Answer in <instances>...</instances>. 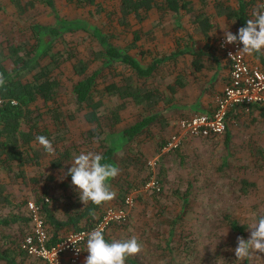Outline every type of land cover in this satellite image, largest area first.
Instances as JSON below:
<instances>
[{"label":"rangeland","instance_id":"1","mask_svg":"<svg viewBox=\"0 0 264 264\" xmlns=\"http://www.w3.org/2000/svg\"><path fill=\"white\" fill-rule=\"evenodd\" d=\"M55 6L61 17L88 18L96 23L103 32L112 35L111 42L118 46L129 44L133 30L141 27L139 48L132 53L141 50L147 58L160 52L179 50L191 30L184 19L183 27L178 26L171 13H160L155 9L141 24L131 17V25L126 28L117 22L116 0H103L98 11L95 7L77 8L67 0H55ZM52 16L41 15L37 20L50 23ZM68 38L76 46L78 58H92L90 48L97 49V45L86 32L79 31ZM28 39L26 23L16 15L9 0H0V40L5 44L22 43ZM179 55L177 63L165 64L154 77L166 98H170L165 105L159 103V119L150 124L129 148L127 145L116 154L120 171L113 179L111 189L117 194L115 182L119 178L122 180L120 184L130 182L133 187L130 195L134 199L131 205L122 207L120 218L113 219L102 229L105 239L123 241L135 236L142 251L132 257L142 264H264V253L253 252L243 261L236 258L237 237L244 236L231 231L223 219L224 215H231L244 224L247 227L244 239H248L249 226L264 215V117L259 110L250 108L240 111L238 117L229 115L226 132L220 136H186L177 148L157 152L163 141L167 142L179 132L181 119L209 112L222 91L223 72L210 81L215 63L209 70L194 72L189 65V56ZM72 63L67 61L59 69L63 88L58 104L66 110L75 80ZM120 69L117 66V70ZM177 74L184 86L170 94L166 86L175 80ZM111 103L123 104L121 122L113 128L115 131L130 126L141 116L142 112L130 98ZM47 105L52 106L51 103ZM67 123L69 130L65 144L71 149L73 160L81 152L97 151L98 143L84 141L83 134L89 126L81 114ZM68 166L71 167V163ZM23 169L24 179L11 178L0 172L3 196L7 195L5 200H0V220L17 216L10 224H0V233L9 234L6 243L16 236L19 241L23 231L25 234L31 230L28 201L46 198L56 215L63 219L84 206L71 178L64 171L50 167V157L42 158L37 164H27ZM160 169L163 174L158 172ZM149 173L148 181L153 178L156 187L146 186L147 183L141 186V179ZM242 180L253 184L244 194L240 189ZM183 199L187 204L182 207ZM118 203L115 196L102 206V211L107 208L118 210L121 208ZM63 232L68 234L71 230ZM2 248L0 239V250ZM87 256L85 246L79 264H85ZM24 257L28 259V255L24 254ZM0 264L6 263L0 261Z\"/></svg>","mask_w":264,"mask_h":264},{"label":"trees","instance_id":"2","mask_svg":"<svg viewBox=\"0 0 264 264\" xmlns=\"http://www.w3.org/2000/svg\"><path fill=\"white\" fill-rule=\"evenodd\" d=\"M9 1L29 31V39L22 43L4 44L0 40V73L6 80V84L0 87V172L11 178L14 176L24 179V166L37 164L44 157H50L51 168L64 171L66 174L68 164L73 160L71 149L65 144L69 130L67 120L78 114H81L89 126L83 134L84 141L98 143L95 153L102 154L104 162L117 166V152L127 145L129 148L150 124L157 121L161 115L158 110L159 103L165 105L170 100L164 95L163 88L154 80L157 71L167 63H177L178 55L184 53L189 56V65L194 72L209 70L213 63H217L212 57L210 50L212 46L207 42L199 46L184 37L179 50L160 52L147 58L140 52L141 50L132 53V50L139 48L141 27L133 30V38L129 44L118 46L111 42V34L103 32L88 18L68 19L59 16L55 0ZM67 1L80 9L95 7L98 11L101 10L99 8L103 0ZM153 9L160 13H171L175 19L181 17L180 13L188 14L187 24L191 32H200L208 37L210 29L208 16L193 0H116L117 22L127 28L131 25L130 18L133 17L136 23L141 24ZM240 12L242 14V10ZM41 15H53V21L50 23L38 21L37 17ZM177 25L183 27L180 22H177ZM79 31L86 32L97 45V49L90 48L92 55L90 60L78 58L77 48L68 38ZM191 32L188 31L187 34L191 36ZM67 61H73L75 80L71 87L70 105L66 110L58 103L63 88L59 69ZM117 66L121 69L117 70ZM178 75L166 86L170 94H174L178 87L184 86ZM213 75L210 76V81H213ZM126 98L133 100L142 113L136 122L115 131L113 128L121 122L120 112L123 104L111 102ZM48 103L52 106L48 107ZM250 108L259 110V114L264 117V107L252 104L248 110ZM244 110H246L244 107L230 109L227 119L229 115L238 117ZM40 135L46 136L52 142L54 154L47 153L38 143L36 137ZM165 144L163 141L157 152H160ZM158 172L163 174V169ZM149 175L150 173L141 179V186L147 183ZM67 177L71 178L70 174H67ZM121 181L119 178L115 182V185H118L116 194L118 207L124 205L125 199L133 189L130 182L123 185L120 184ZM112 182L113 179L109 182L110 186ZM251 185H253L251 182L242 180L241 193H246ZM3 190L4 187L0 184V200L7 197L3 196ZM186 201L183 199L182 207L187 204ZM36 203L40 206L44 220L48 247L62 240L66 234L63 231L93 228L100 222L105 212V209L102 211L104 204L97 206L89 202L63 219L56 215L46 198H37ZM15 218L17 216L4 218L0 220V224H10ZM223 219L231 231L246 237L247 227L244 224H240L231 215H224ZM21 234L24 235V231ZM16 237L10 240L6 248L0 250V261L3 259L8 264H17L15 263L17 252L25 254L18 249ZM126 264L142 263L130 256L126 259Z\"/></svg>","mask_w":264,"mask_h":264},{"label":"built area","instance_id":"3","mask_svg":"<svg viewBox=\"0 0 264 264\" xmlns=\"http://www.w3.org/2000/svg\"><path fill=\"white\" fill-rule=\"evenodd\" d=\"M257 9L264 10V0H257ZM224 35L217 41V47L229 63L228 81L221 93L215 99L214 108L209 112L194 114L179 121V132L174 133L166 142L162 151L177 148L186 136L214 137L224 134L227 127V114L230 109L256 104L264 107V68L250 64L245 55L238 50L241 43H222ZM231 53V55H229ZM155 186L154 179H150L146 186ZM132 195H129L124 205H131ZM47 200V199H46ZM123 205V206H124ZM122 206V207H123ZM122 207L105 209L99 223L91 229L71 231L64 235L55 245H46V231L40 206L34 201L27 202V210L31 221V230L26 232L17 242L18 249L28 256L37 257L46 264H79L82 252L86 246L87 233L94 229H103L107 223L118 219Z\"/></svg>","mask_w":264,"mask_h":264},{"label":"clouds","instance_id":"4","mask_svg":"<svg viewBox=\"0 0 264 264\" xmlns=\"http://www.w3.org/2000/svg\"><path fill=\"white\" fill-rule=\"evenodd\" d=\"M252 15L254 18L248 19L246 26L240 27L237 34L224 29L222 47L224 43H241L242 47L238 51L242 55L264 53V10L256 9ZM5 84V77L0 73V87ZM36 139L47 153H55L52 142L46 136L40 135ZM119 171L118 166L104 162L102 154L89 151L81 152L74 158L66 175L70 174L71 183L84 205L91 202L100 206L115 198L116 193L109 182L118 176ZM249 229L248 239L237 237L234 251L236 258L241 261L249 258L253 252L264 253V215L259 216ZM86 250L88 256L85 264H126L128 257L142 251V245L135 236L123 241L109 242L105 239L103 230L98 228L87 233Z\"/></svg>","mask_w":264,"mask_h":264},{"label":"crops","instance_id":"5","mask_svg":"<svg viewBox=\"0 0 264 264\" xmlns=\"http://www.w3.org/2000/svg\"><path fill=\"white\" fill-rule=\"evenodd\" d=\"M193 2L195 3V5H198V6L200 5L202 7V12L208 16V19L210 22V29L208 30V37H205L200 32H195L196 33L195 36L188 35L186 37L194 43L198 42L199 46L205 44V42H207L209 46H212L210 47V50L212 51V54L214 55V56L212 55V57H214L215 58L214 60H216L217 62L214 65L213 79L215 78V75L220 74V72H223L224 77L223 79H221V87L223 90V87L227 83L228 77H229V63L227 62V60L224 58V56L221 54L220 50L218 49L217 47L218 40L216 39L217 38L219 39L222 35H224V29H227L233 34H237L238 29L240 27L246 26V23L244 24V21L254 18L252 13L254 10L257 9V0H254V1L253 0L252 1L250 0H193ZM240 10H242V14ZM180 16H181L180 18L179 17L177 18L176 20L177 22L183 23L182 21L184 19L185 22L188 23V16H189L188 14L183 12V15L182 13H180ZM185 22L183 23V25L185 24ZM186 25L189 26L188 24ZM186 30H187V27L185 26V34H186ZM184 55L186 56L187 54L184 53ZM245 58L250 64H253V65L255 64L260 67H264V53H255L252 55H245ZM211 83H214V82H211ZM202 94H205V93H202ZM200 96L202 95L199 94V97ZM214 105L212 106V109L214 108ZM8 237H9L8 233H3V232L0 233V239L3 243L2 249L6 248L10 244V243H6L5 241V239ZM2 261L6 263L3 259ZM40 262L41 260H37L33 256H28V259H25L24 254H21L18 252H17V255L15 256V263L17 264H43L44 263L43 261H42L43 263H40Z\"/></svg>","mask_w":264,"mask_h":264}]
</instances>
